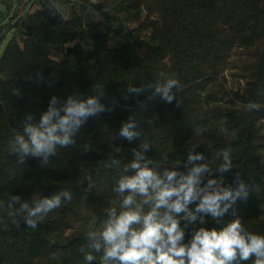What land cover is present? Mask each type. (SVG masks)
Returning a JSON list of instances; mask_svg holds the SVG:
<instances>
[{
	"label": "trees",
	"instance_id": "trees-1",
	"mask_svg": "<svg viewBox=\"0 0 264 264\" xmlns=\"http://www.w3.org/2000/svg\"><path fill=\"white\" fill-rule=\"evenodd\" d=\"M239 1L163 0L164 23L156 31V36L162 39V44L148 45L142 58L131 44L123 45L118 51L104 49L108 36L94 31L95 51L88 57L81 56L79 44L68 46L60 64L45 57L46 65L38 66L29 75L22 76L21 72L15 77L0 78V217L10 215L11 210L6 207L9 194L19 195L25 200L39 198L41 195L51 196L64 188L72 192V200L64 202L61 208L51 212L54 214H48L36 229L26 227L21 222L19 229L9 226L6 231L0 230V264H34L44 253H49L52 257L58 256L56 260L62 264H87L84 256L89 252L96 257L92 264H100V253L89 247L87 233L99 227L106 218L105 208L109 206V201L116 199L112 186L124 174V165L133 158L132 150L139 149L142 142L149 144V139L152 140L154 137L157 143L155 148L146 152V157L153 159V166L158 170L179 166L187 158L183 144L196 137L197 133L207 129L203 131V137L216 140L209 129L212 118L219 120L225 116L224 118H232L233 121L238 120L235 118L237 113L233 110L226 112L214 110L208 116L209 112L204 110L198 101L195 102L193 118L176 112L179 116L171 115V118H176V121L171 120L175 123L167 127L160 120L161 115L155 116L152 112L146 115L145 109L148 105L159 98H149L151 90L138 96L133 94L128 99L124 97L128 84L141 86L148 83V80L139 82L137 78H133L129 74L130 70L143 69L147 79L160 81L162 79L160 73L163 72L161 61L166 57H169L172 63L173 78L180 81V90L176 93L178 96H182L183 86L196 84L200 79H203V82L212 80L210 72L197 68L193 70L186 64L191 56L190 45L194 43V39L196 56L199 42L200 45H204V39L209 37L203 28H199V25H204L203 18L200 17L201 11L213 13L218 22H223L220 18L228 15V19L231 20L224 22L232 26L230 27L233 30V37L225 40L226 43L250 45L264 39V9L258 13V17L251 18L245 24V21L233 20L230 17L233 13L230 9H235L233 6ZM62 22L60 15H55L50 27L58 26ZM67 24L68 21L65 22V26ZM242 32L247 35H242ZM16 35L15 33L0 57V72H3L4 63L10 64L14 58L21 59L26 48L39 53V60L45 55L51 43V35L47 30L22 40ZM57 38L59 44H66L69 39H75L69 32H62ZM20 42L25 49H22ZM201 48L202 46L199 49ZM212 50L219 51V48L214 45ZM72 60L76 61V69L72 68ZM38 71L43 80L37 76ZM259 74H264V57L256 72V75ZM14 88L20 89V96L13 95ZM74 93L80 94L83 98L90 95L99 97L103 93L100 101L102 104L112 106L115 103L114 111L105 112L108 130L88 132L87 121L76 137V144L69 148L84 162L83 172H77L78 177L71 180L59 176L61 168L66 169L70 165L64 149L57 150V156L51 158L47 167L41 166L38 160L32 158L24 165L18 164L9 151V144L17 133H22L27 114H32L35 120H38L47 110L48 102L53 95L66 100L69 94ZM129 117L137 121L138 130L141 132V136L131 142L118 135L122 123ZM91 119L92 117L89 118ZM242 121V118L239 119L238 125ZM239 131L231 143L219 140L214 144L207 143L200 148L197 147L196 151L206 154L205 159H209L214 153L231 147L234 169L224 174L226 183H232L235 176L233 172H239L241 178L252 187L249 172H253V167L250 166L253 159L250 149L253 145L252 140L246 137L250 136L251 130ZM114 160L117 163L113 164ZM205 162L209 167L212 165L209 161ZM221 163L222 157L216 167H210L214 168L212 172L215 177L220 175L216 170ZM85 174L87 175L84 176ZM89 179L95 184L91 192L85 190ZM83 210H86V216H82ZM260 214V206L249 195L246 201H238L234 205V210H230L221 223L217 224L209 217L206 218L205 224L198 226L220 229L236 218H240L244 223L254 220ZM68 229H73V233L66 234ZM188 232H191V228ZM241 264H252V261H244Z\"/></svg>",
	"mask_w": 264,
	"mask_h": 264
},
{
	"label": "clouds",
	"instance_id": "clouds-1",
	"mask_svg": "<svg viewBox=\"0 0 264 264\" xmlns=\"http://www.w3.org/2000/svg\"><path fill=\"white\" fill-rule=\"evenodd\" d=\"M48 9L53 15L63 11L56 0H50ZM37 76L43 80L39 71ZM160 76V81L141 86L128 84L124 98L151 90L149 98L159 97L166 104L175 101L180 106L176 94L180 90L179 79L166 77L163 72ZM102 94L83 98L74 93L66 100L53 95L38 120L27 114L22 133H17L9 144L17 163L24 165L32 158L47 167L58 149L74 146L90 117L115 110V103L106 106L100 102ZM13 95L20 96V89L14 88ZM247 107L253 110L257 105L250 102ZM203 131L207 129L201 134ZM118 135L129 142L139 138L137 121L129 117ZM198 146L199 143L191 146L181 165L159 170L146 157L150 144L142 142L139 149L132 150L133 158L124 165V174L112 186L116 199L105 208L106 218L87 233L89 247L100 253V264H241L244 261L264 264V236L249 231L240 218L220 229L198 226L209 217L221 223L238 201L248 199L252 190L239 172L232 183L225 181L224 174L234 169L231 147L217 154L222 157V163L216 170L220 175L215 177L204 162V154L196 151ZM94 187L89 179L85 190L91 192ZM71 200L72 192L68 188L30 200L9 194L6 207L11 212L0 217V230L6 231L9 226L19 229L21 222L36 229L48 214ZM52 259L58 256L53 255ZM84 260L92 264L96 257L89 252Z\"/></svg>",
	"mask_w": 264,
	"mask_h": 264
},
{
	"label": "rangeland",
	"instance_id": "rangeland-1",
	"mask_svg": "<svg viewBox=\"0 0 264 264\" xmlns=\"http://www.w3.org/2000/svg\"><path fill=\"white\" fill-rule=\"evenodd\" d=\"M37 1H40V4L43 5H38L41 10L39 12L42 14L41 21H43V24L33 22L31 20L32 16L28 14L32 10L33 5L38 3ZM56 2L63 9L60 17L64 16L65 20L57 27L52 26L54 27L52 29H50V22L55 15L51 14L48 6H46L49 4L48 0H27L25 7H27L28 12L22 18V25L19 26L15 23L16 17L11 18L9 23V20H7V25L0 24V57L6 45L14 36V33L6 30H9L14 25L17 26L16 34L21 37V40L30 38V35L41 33L44 30H47L51 35V43L42 58L38 60L39 53L26 48V52L22 55L21 59L14 58L10 64L4 63L2 65L3 72H0L1 79L15 77L21 72L22 76L29 75L38 66L42 64L46 65L44 63L45 57L60 64L67 48L64 44L57 42V37L62 32L73 34L75 39H69L67 44L71 46L79 44L81 46V56L84 58L95 51L94 31L108 36L109 39L104 44V49L118 51L122 49L123 45L131 44L134 51L141 58L144 56L146 52L145 48L148 45L160 46L162 44V39L156 36V31L164 23L162 13L163 0H56ZM233 7L235 9H230L233 12L230 17L233 20L245 21L246 24L251 18L259 16L258 13L264 9V1L240 0ZM200 17L203 18L204 25H199V28H203L209 37L204 39V45H200L198 40L199 47L196 49V56L194 39V43L190 45L192 46L191 56L186 64L193 68V70L197 68L200 71L210 72L212 80L203 82L204 80L200 79L196 84H193L194 86H183L181 89L182 96H178V99L181 101L180 106H177L175 101L172 104H166L158 98L148 105L145 112L146 115L149 112H152L155 116L161 115L160 120L167 127L175 123L171 120L176 121V118H171V115L173 117L179 116L176 112H181L185 116L188 115L191 116L190 118H193L192 114H195V102L198 101L201 103L202 108L209 112L208 116L214 110L215 112L233 110L237 113L235 118L238 120L235 121L232 118H224L225 113L224 115L222 113L224 117H221L219 120L215 118L211 119L209 129L216 140L206 139L201 133H197L196 137L188 143L183 144V146L188 153L191 146L196 143L200 144L198 148L207 143L214 144L219 140L231 143L234 141L235 136L240 133L239 130H251L250 136H246L252 140L253 145L252 149H250L253 156L250 162L253 172H249L251 175L249 180L252 183L250 197L260 206L261 214L254 218V220L244 222V224L249 231L264 236V74L256 75L264 57V39L250 45H231L224 42L233 37L232 26L230 25V27L229 24L224 22L231 20L228 19V15L220 18L223 22H218L217 17L213 13L201 11ZM64 21H68L69 24L64 26ZM3 25L5 30L2 29ZM242 35L246 36L247 33L242 32ZM214 45L219 48V51L214 50L213 52L212 46ZM20 46L22 49H25L22 42H20ZM200 46H202L201 49H199ZM71 64L72 68L76 69V61L72 60ZM161 64H163L162 70L165 76L173 78L172 63L169 57L163 59ZM129 74L133 78H137L139 82L142 80L150 82L143 69L130 70ZM250 102L255 103L257 108L249 110L247 105ZM241 118L243 121L238 125V121ZM87 124L88 132H92L93 130H108L109 127L105 119V112L92 117L91 120H88ZM149 144L151 145L149 150L155 148L157 143L154 141V137H152V140L149 139ZM70 148H73V146ZM63 151H65L66 160L70 162V165L66 169L61 168L59 176L65 180H71L73 177H78L77 172H83L85 164L76 155L75 151L69 148ZM217 154L214 153L211 158L205 159V161H209L212 164L210 167H216L221 159ZM235 173L233 172V174ZM30 199L26 198L25 200ZM82 216H86V210H83ZM70 233H73V229L66 230V234ZM34 264L62 263L59 260L52 259L51 254L44 253L36 259Z\"/></svg>",
	"mask_w": 264,
	"mask_h": 264
},
{
	"label": "crops",
	"instance_id": "crops-1",
	"mask_svg": "<svg viewBox=\"0 0 264 264\" xmlns=\"http://www.w3.org/2000/svg\"><path fill=\"white\" fill-rule=\"evenodd\" d=\"M48 1L50 2V0H48ZM37 2L38 3H36V4L34 3L35 5H33L32 10H30L28 12L27 7H25L27 5V0H0V24L7 25L11 21V18L16 17L15 23H17V25L20 26L23 24L22 18L25 15V13H27V12L30 16H32L31 20L33 22H39V23L43 24V21H41L42 20V16H41L42 14L39 12V10H40L39 6H43V5L40 4L41 3L40 1H37ZM28 5H30V4H28ZM46 6H48V5H46ZM33 9H35V10H33ZM34 12H35V14H34ZM60 15H62V14H60ZM61 18H62V21L65 20L64 16H62ZM7 20H9L8 23H6ZM64 24H65V21H64ZM16 27L17 26L14 25L12 28H10L9 30H6V31H11L15 35V33L17 31ZM52 28H54V27H50V29H52ZM2 29L5 30L4 25H3ZM66 44H64V45L67 47Z\"/></svg>",
	"mask_w": 264,
	"mask_h": 264
}]
</instances>
